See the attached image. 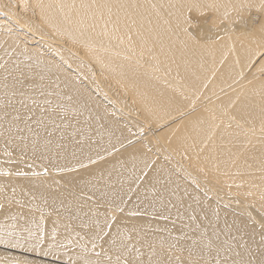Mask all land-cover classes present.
Instances as JSON below:
<instances>
[{
    "label": "bare ground",
    "instance_id": "6f19581e",
    "mask_svg": "<svg viewBox=\"0 0 264 264\" xmlns=\"http://www.w3.org/2000/svg\"><path fill=\"white\" fill-rule=\"evenodd\" d=\"M261 23L264 0H0V105L51 109L0 136L2 173L46 171L0 177V202L19 213L0 216V246L29 254L0 249V264L97 252L115 264L124 243L144 261L167 250L198 264L221 246L264 248ZM17 64L51 105L39 89L11 97L3 77Z\"/></svg>",
    "mask_w": 264,
    "mask_h": 264
},
{
    "label": "snow or ice",
    "instance_id": "6c2138e0",
    "mask_svg": "<svg viewBox=\"0 0 264 264\" xmlns=\"http://www.w3.org/2000/svg\"><path fill=\"white\" fill-rule=\"evenodd\" d=\"M219 5H217L215 2L210 3L208 5L209 9H219ZM228 18L227 14H225L223 17H220L218 22L217 20H213V23L211 25L212 28H218L220 24L227 23ZM238 23L237 21H232L229 27H232V25H235ZM184 27L182 28V31H184L189 39L193 42L199 43L201 40L204 39L203 36H198L194 31H190V29H194V25L191 22L190 17H186L183 21ZM234 31L235 28H232ZM256 29L252 30V33L254 34ZM259 32L262 34V37H264V23H261L259 25ZM5 67L4 65H0V68ZM261 71H264V67H262ZM31 70H25L20 65H15L12 70H7V75L3 77V80L5 81L4 87L9 88V84L7 83L9 77H11L12 83H11V97H25V88H28L29 90H37L38 95L45 96V99L43 103L45 105H51L52 101L50 99H47L49 96L55 95L54 91H48L45 93L43 91L44 85L40 84L37 85L35 82L28 83L29 81H32L33 78L30 75ZM70 99V97H69ZM20 108H17L14 101L12 99H9L5 104L0 105V109H5L3 111V115H0V136L5 135L6 133L10 136L13 133V128L15 127L16 131H21L19 128V124L23 122L25 124V127L31 128V122H33V117H36L35 123L37 125H42L44 120L43 116L44 113L51 112V109H45L43 107H39V102L36 99H32V105H28L25 103L24 99H21L19 101ZM35 107V110L33 108ZM6 109H11V111H7ZM21 109L26 110L25 115H21ZM37 111L40 113L39 116L36 115ZM11 117V119L7 120V123L5 125L4 121L7 117ZM8 141H6L7 143ZM262 164V171H264V160L261 162ZM17 175H26L23 172H18ZM13 193L15 192V188L12 189ZM262 200H264V197H262ZM5 202H0V216H3L5 219H7L9 216H11L12 219H16V215H19L17 213L16 215H13L10 211V207L13 204V200L8 199L7 197H4ZM16 203H19L18 201ZM262 208H264V204L261 205ZM107 227H111V225H106ZM95 227L97 228V232L94 234L96 238L103 239L104 236L108 235V233L104 232V228L99 225L97 222ZM261 227L264 228V223L261 224ZM262 242H264V236H262ZM112 245L116 244L115 240L111 241ZM95 247V245H93ZM120 254L117 255L115 264H121V257L123 256V264H198V262L185 260L182 256L176 253L170 254L169 251L165 250L163 251L158 258L156 259H149L147 261H144L140 258V254L138 250L136 251V254L133 255V249H131L126 243L121 244L120 246ZM110 250V249H109ZM108 250H105V255ZM153 256H156V253L153 252ZM97 259L95 261H84V264H113V261L111 257H107L105 260L101 261L99 257L101 256L100 252L96 253ZM216 256L219 257V259L214 258L215 264H264V248H261L258 250V252H251V251H235L231 250L230 248H220L217 249Z\"/></svg>",
    "mask_w": 264,
    "mask_h": 264
},
{
    "label": "rangeland",
    "instance_id": "374dc122",
    "mask_svg": "<svg viewBox=\"0 0 264 264\" xmlns=\"http://www.w3.org/2000/svg\"><path fill=\"white\" fill-rule=\"evenodd\" d=\"M13 27H14V26H13ZM13 27H12V28H13ZM12 161H14V160H12ZM12 163H13V162H12ZM14 169H16V168H14ZM14 169H12L14 172H13V171L10 172L11 170H9V171H8L9 173H7V174H6V172H5V174H4V173H2V171H0V174H1L0 177L2 176L3 178H5V177L8 175L6 178H8L9 176H12L11 178H18V177H19V180H20V176H22V177L26 176V180H27V179H29L30 177H31V178H35L36 176H39V175H40V176H43L44 173L46 172V171H44V173L39 172V171H42L43 169H40L39 171L37 170L38 172L35 170L36 173H35V171L32 170L33 173H35V174H33L32 172L28 173V172H29L28 170H27L28 172L25 171V170H22V172L25 173L26 175H17L18 171H21V170H18V169H17V172H16V170H14ZM46 170H47V169H46ZM30 171H31V170H30ZM3 172H4V171H3ZM15 172H16V173H15ZM47 172H48V174H49V172H50V174H51L52 171H51V170H50V171L48 170ZM10 173H11V174H10ZM13 173H14V174H13ZM29 174H30V175H29ZM42 174H43V175H42ZM46 174H47V173H46ZM4 176H5V177H4ZM27 176H28V177H27ZM29 176H30V177H29ZM40 176H39V178H40ZM22 177H21V179L24 180L25 177H24V178H22ZM44 177H45V176H44ZM9 178H10V177H9ZM37 178H38V177H37ZM2 197L4 198V196H2ZM2 197H1V198H2ZM3 198H2V199H3ZM3 201H4V199L2 200V202H3ZM4 202H5V201H4ZM95 247H96V246H95ZM0 249L5 250L6 248H3V247L0 246ZM6 251L13 252V253H14V251H15L16 254H21L22 256H24V255H29V254H27V253L20 252V251H18V250L8 249V248L6 249ZM31 257L34 258V259H35V258H36V259H40V260L43 259V260H45V261L49 260V262H52V263H55V264H68V263H64V262H60V261H56V260H50L49 258H44V257L36 256L35 254H30V258H31ZM3 263H5V262H3ZM6 263L9 264L8 262H6Z\"/></svg>",
    "mask_w": 264,
    "mask_h": 264
}]
</instances>
